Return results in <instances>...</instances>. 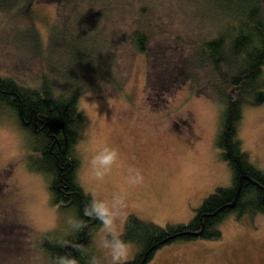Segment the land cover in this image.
<instances>
[{
  "label": "rangeland",
  "instance_id": "rangeland-1",
  "mask_svg": "<svg viewBox=\"0 0 264 264\" xmlns=\"http://www.w3.org/2000/svg\"><path fill=\"white\" fill-rule=\"evenodd\" d=\"M15 3L0 2V75L36 87L48 72L55 89L69 84L83 91L78 179L99 201L123 197L116 231L122 233L129 214L159 226L188 223L216 187L232 184L215 144L219 82L206 67L195 66L196 38L208 32L197 18L214 13L212 2ZM135 29L147 34L146 52L135 47ZM102 63L109 69L104 75L94 69ZM238 137L264 170V103L243 109ZM31 142L15 112L0 108V264H53L41 247L45 234L65 236L77 226L72 210L51 203L46 177L28 167ZM105 149L115 150L117 159L98 176L92 160ZM131 176L138 182L130 184ZM218 227L220 239L169 242L147 264H264V213H230ZM97 234L104 235L101 226L91 239L92 254L110 264L107 251L97 247ZM129 243L132 260L139 245Z\"/></svg>",
  "mask_w": 264,
  "mask_h": 264
},
{
  "label": "trees",
  "instance_id": "trees-1",
  "mask_svg": "<svg viewBox=\"0 0 264 264\" xmlns=\"http://www.w3.org/2000/svg\"><path fill=\"white\" fill-rule=\"evenodd\" d=\"M207 1L213 3L214 13L198 15V25H204L208 32L207 36L203 33L196 38L200 46H196V56L200 62L195 66L206 67L219 82L216 85L221 92L222 107L215 144L220 158L231 170L232 184L216 187L203 199L188 223L159 226L129 214L122 238L137 243L139 252L127 264H147L156 250L178 239H220L218 224L231 210L228 204L233 200L234 210L239 213L264 211V170L251 161L238 137L243 109L264 103V0ZM15 2L6 0L10 6L17 5ZM132 39L138 51L146 52L145 31L135 29ZM71 47L79 52L74 45ZM104 63L94 67L96 72H103L102 75L109 70ZM48 67L50 71L55 70L53 66ZM52 78L46 72L40 75L38 86L29 87L0 75V108H11L28 132L32 141L27 155L28 167L46 177L51 203L72 210L76 216L73 233L45 234L41 242L43 251L53 264L62 256L75 257L79 264H88L93 256L89 247L91 239L101 224L84 215L86 204L93 198L78 179L81 162L78 143L85 119L78 101L83 91L69 84L65 90H57ZM195 232L199 234H193Z\"/></svg>",
  "mask_w": 264,
  "mask_h": 264
},
{
  "label": "clouds",
  "instance_id": "clouds-1",
  "mask_svg": "<svg viewBox=\"0 0 264 264\" xmlns=\"http://www.w3.org/2000/svg\"><path fill=\"white\" fill-rule=\"evenodd\" d=\"M117 152L112 149H105L103 152L93 157L92 164L96 169L98 176L102 175V169H108L116 162ZM139 180L137 176L129 178L130 184H135ZM125 206L122 196H114L111 203L99 201L95 197L86 204L84 208V215L90 219L99 221L101 224V231L104 235L96 239L97 247L106 250L110 255V264H127L130 254L131 245L128 241L122 238V234L115 230V221L118 212ZM84 226V225H80ZM57 264H79L75 257L62 256L57 258ZM88 264H101L96 256H91Z\"/></svg>",
  "mask_w": 264,
  "mask_h": 264
},
{
  "label": "flooded vegetation",
  "instance_id": "flooded-vegetation-1",
  "mask_svg": "<svg viewBox=\"0 0 264 264\" xmlns=\"http://www.w3.org/2000/svg\"><path fill=\"white\" fill-rule=\"evenodd\" d=\"M263 203V202H262ZM229 209H231L230 211H229V213L226 215V217L230 214V213H236L238 216H243L244 214H247V215H253V214H255V213H259L260 211H255V212H252L251 214L250 213H244V214H242V213H239L238 211H236V210H234V206H232V207H230ZM261 213H264V211L263 212H261ZM225 217V218H226Z\"/></svg>",
  "mask_w": 264,
  "mask_h": 264
},
{
  "label": "water",
  "instance_id": "water-1",
  "mask_svg": "<svg viewBox=\"0 0 264 264\" xmlns=\"http://www.w3.org/2000/svg\"><path fill=\"white\" fill-rule=\"evenodd\" d=\"M262 201H263V205H264V191H263ZM233 205H234V200H233L230 204H228L229 207H232ZM193 234L198 235L199 232H195V233H193Z\"/></svg>",
  "mask_w": 264,
  "mask_h": 264
}]
</instances>
